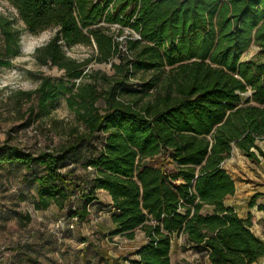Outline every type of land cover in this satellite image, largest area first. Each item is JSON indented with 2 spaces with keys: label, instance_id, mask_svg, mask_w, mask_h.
<instances>
[{
  "label": "trees",
  "instance_id": "obj_1",
  "mask_svg": "<svg viewBox=\"0 0 264 264\" xmlns=\"http://www.w3.org/2000/svg\"><path fill=\"white\" fill-rule=\"evenodd\" d=\"M8 1L25 27L0 12V66L20 55L24 30L56 28L36 58L62 76L43 75L21 94L45 115L65 96L84 126L54 147L0 145V164L23 167L33 190L20 200L37 211L57 207L65 225L54 234L62 235L87 222L107 191L108 234L133 239L141 230L148 239L130 264H171L175 234L186 236L182 249L206 251L210 264L264 258L252 217L225 202L236 184L223 167L234 146L253 160V148L264 155V0ZM253 44L260 59H243ZM64 45L92 52L78 59ZM93 63H110L112 73ZM90 145L86 174L67 169L69 156ZM12 213L22 228L32 221L30 212ZM25 237L10 249H40Z\"/></svg>",
  "mask_w": 264,
  "mask_h": 264
},
{
  "label": "rangeland",
  "instance_id": "obj_2",
  "mask_svg": "<svg viewBox=\"0 0 264 264\" xmlns=\"http://www.w3.org/2000/svg\"><path fill=\"white\" fill-rule=\"evenodd\" d=\"M0 12L16 19L17 25L24 28V23L19 19L16 8L8 0H0ZM56 28H48L38 34L24 30L21 36V53L10 59L9 66H0V145L15 144L28 150L54 147L71 137L73 128L84 129L77 120L76 114L68 107L65 96L60 97L57 106L49 114H40L36 107L37 99L27 100L22 92L34 90L40 84V77L51 75L56 78L62 76V70L54 66H44L38 63L36 49L45 45L56 33ZM128 34V30L125 31ZM65 52L75 58L83 59L92 52V48L85 45L63 46ZM258 46L253 44L242 56L243 59L259 60ZM93 69H101L112 73L110 63H93ZM34 112L31 107H34ZM258 146L264 153V140H259ZM92 146H84L67 160V169H75L77 175H84L82 159L91 152ZM259 152V150H258ZM258 159L253 160L243 153H234L227 163L229 172L238 185H253L264 189V155L258 153ZM249 158V159H248ZM257 161V162H256ZM256 171L258 177L251 174ZM24 168L16 165L0 164V243L11 247L18 244L19 239L28 231H39L41 228L52 231L63 228L64 216L48 212H35L29 201H21L20 194L28 195L33 192L31 186L23 180ZM264 193L255 192L245 197L243 205L251 206V201L256 196ZM257 196L256 199L259 197ZM20 203L19 206H16ZM12 209L25 215L30 212L32 221L27 228L19 226L17 215ZM258 225L264 231V218L258 220ZM101 229H106L102 223L97 224ZM103 227V228H102ZM43 230V231H45ZM108 246L115 253L128 256L133 251V246L127 241L121 242L120 237L110 239ZM120 244L116 246L114 243ZM182 244L177 242L172 251V264L186 261L188 264H210L206 252L196 249H182ZM259 263V262H258Z\"/></svg>",
  "mask_w": 264,
  "mask_h": 264
},
{
  "label": "crops",
  "instance_id": "obj_3",
  "mask_svg": "<svg viewBox=\"0 0 264 264\" xmlns=\"http://www.w3.org/2000/svg\"><path fill=\"white\" fill-rule=\"evenodd\" d=\"M253 150L258 155V150L254 148ZM234 153L245 154L237 146L233 147L230 157L223 163V167L231 176L232 174L226 166ZM255 172L256 171H253L251 174H253L254 177H258V174H255ZM232 178L234 179L233 176ZM235 184L236 191L233 195L226 197V204L232 206L241 217H248L250 215L253 221L252 230L256 235L264 239V231L257 223L259 219L264 218V210L259 209V205H264V195L259 196L253 206L246 205V208H241L245 207L243 205L245 200L244 196L248 197L255 192L264 193V189L249 184L240 186L236 181ZM99 196L101 201L105 203H102L100 208L98 207V204L93 206L89 220L83 223H73V228L65 231L62 235H56L54 234V230L47 231L43 228L39 231L32 230L30 237H28V234H25L26 237L23 241L25 239H30L38 242V244H40V249L38 251L30 252L26 249H10L9 246L2 245V243H0V264H130L129 259L136 258L134 252L146 244L148 239L141 230L137 232L135 238L133 239L116 235L120 237L121 242L127 241L131 243L133 251L128 256L115 253L112 248L108 246L112 243H110V239L116 238V236H110L108 234L112 228L111 215L107 207H103V205L107 206L111 202V197L105 190H101L99 192ZM50 210L52 214H58V212H60L55 206H51L48 210H35V212H48ZM60 214L64 216L63 212ZM98 223L104 224L106 229L98 227ZM185 241L186 236L184 234H175L173 236L170 253L171 264L172 251L175 245L177 242L182 244ZM114 244L116 246H120L118 242ZM205 252L206 251H202V253ZM206 257L208 259L207 252ZM262 263H264V258H262L259 263L257 262L254 264Z\"/></svg>",
  "mask_w": 264,
  "mask_h": 264
}]
</instances>
